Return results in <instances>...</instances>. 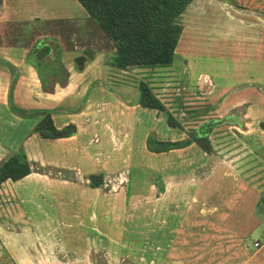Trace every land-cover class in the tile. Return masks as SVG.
Listing matches in <instances>:
<instances>
[{
  "label": "crops",
  "instance_id": "obj_1",
  "mask_svg": "<svg viewBox=\"0 0 264 264\" xmlns=\"http://www.w3.org/2000/svg\"><path fill=\"white\" fill-rule=\"evenodd\" d=\"M196 1L204 4L200 12L218 8L229 18L237 11L230 12V6L264 5L263 0H191L186 7ZM48 2H59L61 9H68L63 18L69 16L75 26L82 25L72 50H60L62 76L51 74L42 82L34 62L26 57L29 50H0V159L21 146L30 167L22 177L0 183L3 263L218 264L225 259L226 264H250L264 240L254 237L255 249L245 255L239 249L250 230V215L256 212L257 222L264 220V215L253 210L254 203L256 208L264 197L260 193L264 188L252 184L243 166L248 151L256 157L249 165L264 166V145L254 138L264 135L263 83L241 84L237 93L243 95H230V115H220L217 108L230 88L224 76L218 82L206 73L191 77L186 60L178 56L174 60L178 72L172 69L174 75L163 82L164 67L156 64L115 66L105 57L114 46L111 50L109 44L94 45L93 25L77 0H36V6L43 9ZM42 9H35L32 18L42 14ZM178 15L181 21L183 12ZM73 28L71 35H75ZM84 49H89L92 57L78 69L74 58ZM134 74L143 78L180 127L167 123L164 110L138 103L137 84L129 89L124 77ZM173 81V93L164 96ZM248 87L253 88L255 97L245 94ZM218 90V100H212ZM235 102L241 106L237 108ZM45 112L56 128L67 127L70 134L48 138L33 131ZM201 115L205 116L198 118ZM216 116L230 119V132L242 141L237 148L242 154L230 156V164L217 159L212 143L209 153L193 141L181 147L153 149L159 146L154 140L185 138L203 121H216ZM155 121L162 123L158 124L161 132ZM240 155L243 159L235 162ZM223 163L230 169L224 171ZM90 175L95 180L98 177L94 185ZM220 182L230 185V193L206 206L200 196L211 193L213 186L220 188ZM190 227H194L195 255L188 257ZM225 241L229 242L225 245ZM204 247L211 248L210 253L206 254ZM233 248L238 250L231 252ZM261 258L257 264H264Z\"/></svg>",
  "mask_w": 264,
  "mask_h": 264
},
{
  "label": "rangeland",
  "instance_id": "obj_2",
  "mask_svg": "<svg viewBox=\"0 0 264 264\" xmlns=\"http://www.w3.org/2000/svg\"><path fill=\"white\" fill-rule=\"evenodd\" d=\"M58 3L59 2H48L42 9L41 6H36V0H1L0 50H36L47 46L49 50H56L58 59L61 52L60 50H64L65 47L72 50L74 43H78L73 41H78L80 37V33H78V31H81L80 27H82V25L77 24V26H75L74 22L68 19L69 16L63 18V15L68 12V9L65 7L64 9H61V5H57ZM203 5L204 4L202 2L200 3V1H196V3H194V5H192L191 7L185 6L184 10L182 11L183 15L181 17V21H178L179 15H177L175 19L181 25V29L177 37L172 60L168 63L156 65L160 66L161 69L164 67L163 70L165 72L162 82L164 80H168L169 77L174 75L173 72H171L172 69H175L178 72V67H175L176 63L174 62L177 56L182 57V60H186V68L190 72L191 77L195 76L197 72H199V74L206 73L212 76V78L218 82L222 81L220 77L224 76L223 81L228 82V84H230V88L225 98L223 94L222 98L225 99V102L217 108V113H219L220 115L229 113L230 115V111L232 110V105H230L232 104L230 103V95L233 93L243 95L237 93L238 91H241L243 84H246L248 81H260L263 83L262 87H264V5H244L243 8H240L239 6L237 8L230 6V12H233L234 9L237 10L234 13L235 16H232V13H230V18L225 14L224 10L217 8L214 11L213 7H209L208 11L202 13L200 11L201 9H204ZM35 9H37L38 11L42 9L43 13L36 18H32V12ZM58 13H60V15H58ZM86 16L90 24L93 25L92 35L94 36H92L91 39L94 45L103 46L109 44L110 46H112L111 50H113L112 41L105 37V35L101 33V31H99L98 27L96 26V22L91 17H89L88 15ZM76 22L81 23L79 19H76ZM5 25H7L6 29L3 28ZM71 25L73 27H76L74 30L75 35L69 34L71 29L73 28ZM95 30H98L97 33L95 32ZM1 32H3V34ZM27 52L28 55L26 57L28 59L32 56V53L29 51ZM111 53L112 51L110 52L109 50H107L105 52V57L107 55L108 59H110ZM124 77L127 80L129 89L131 88V85L135 86L141 79H143L136 74L126 76L124 75ZM236 83L239 86L233 87V85ZM174 86H176V83L173 81V83L168 85L165 89L166 91L164 92V96L168 95V93L170 92L173 93L172 88H174ZM220 91L218 90L215 95L212 96V100L216 99V96L218 93H220ZM155 92L159 94L158 90H155ZM244 92L246 95L255 97L253 88L248 87ZM187 94L188 89L184 91V96H187ZM216 100H218V98ZM215 103L211 104L209 106V109L211 106L213 107ZM240 103L241 102H235L237 108H239L238 106H241ZM204 107L207 110V107ZM200 110H203V108H200ZM215 115L216 114H214V116ZM204 116L201 115L198 118H202ZM216 117L217 120L221 118V116ZM206 121L210 122L209 120ZM255 122L256 120L252 122V127L256 125ZM160 123V121L154 122L155 127L159 130L158 132H161L158 126V124ZM210 123L211 125L209 127L208 137L212 145L214 146L213 153L214 155H217L216 157L217 159H219V161L224 160L226 162H229L230 164V158L234 154H242V150L237 149L241 146L242 141H240V139L236 135H233L230 132V119L221 122ZM182 125L184 128L188 127V124L186 123H182ZM151 137L154 138L152 134ZM254 138L258 139V141H261V143L264 145V135L260 137L261 139L257 138V136ZM232 150H235V152ZM244 158H246V161L244 163L245 165L243 164V172H247L246 176L252 181V184H258L257 187H261V189L264 188V166L258 169L257 166L249 165L253 164L256 159V157L249 151L245 154ZM240 159H243V155L237 157V159H235V162H239ZM223 164H225L224 171L230 169L227 163ZM262 164H264V162H262ZM216 173L221 174V172L219 171H217ZM259 180H262L263 182H260ZM224 183H218V186H220V188L213 186V188L211 189L212 191H210L211 193L206 192L204 193V195L200 196V198L204 199V204L206 206L212 203L214 200H218V202H220L221 196L225 198V193L228 191L230 193V185L227 186ZM260 193L264 194V192L262 191ZM258 198H260L259 195L257 199ZM255 202H257V200ZM255 204L257 203H254V212L256 210L257 213L259 212L262 217V215H264V197H261V201L256 206V208ZM230 205H233V203H231ZM234 207L238 211L241 210V208H238V206ZM244 210L245 209H243V211ZM3 212L4 206H0V214H2ZM250 216V230L246 232L243 238L244 245L240 246L239 249L240 254L243 255L250 253L255 249L252 246V239L254 237L258 238L261 242L264 240V220L260 219V222H257L256 218H258V216L256 212L254 214H251ZM193 228L194 227L189 228L191 238L187 235L188 233L186 234V251L188 252V257L195 255V252L193 250ZM203 232L208 231L203 229ZM206 240L207 239H204V241ZM228 242L229 241H225L224 244L226 245ZM246 244L249 246L245 247ZM203 249L208 250L206 251V254L210 253L211 251V248L208 247H204ZM234 250L238 249L233 248L231 252H233ZM262 256H264V245L259 250L258 254L253 257L250 264L259 263V259ZM0 264H4L1 257ZM5 264L18 263L11 261L5 262ZM218 264H226V260L223 259L222 263L218 261Z\"/></svg>",
  "mask_w": 264,
  "mask_h": 264
},
{
  "label": "trees",
  "instance_id": "obj_3",
  "mask_svg": "<svg viewBox=\"0 0 264 264\" xmlns=\"http://www.w3.org/2000/svg\"><path fill=\"white\" fill-rule=\"evenodd\" d=\"M104 34L112 41L114 50L110 63L125 68L135 64H160L172 60L174 47L181 25L176 17L190 0H77ZM37 74L42 82L49 75L62 76L56 50L47 46L29 50ZM137 101L145 107H153L166 112V121L171 126L180 127L179 121L164 107L152 93L145 81L137 83ZM211 123H201L187 132V137L177 140H154L159 144L154 150L181 147L195 142L205 152L212 151L208 137ZM33 131L41 137L55 138L70 134L67 127L56 128L48 112H45L33 126ZM148 148L152 149L151 147ZM30 171L29 162L21 146L0 159V183L5 179L15 180ZM90 184L98 182L90 175Z\"/></svg>",
  "mask_w": 264,
  "mask_h": 264
},
{
  "label": "water",
  "instance_id": "obj_4",
  "mask_svg": "<svg viewBox=\"0 0 264 264\" xmlns=\"http://www.w3.org/2000/svg\"><path fill=\"white\" fill-rule=\"evenodd\" d=\"M91 57H92V54L89 51V49H84V50H82V52L79 55H77L74 58V63L78 69H81L84 62L87 61L88 59H90ZM224 120H225V118L221 117L220 119H218L216 121H213V120H210V121L216 123V122H221Z\"/></svg>",
  "mask_w": 264,
  "mask_h": 264
},
{
  "label": "built area",
  "instance_id": "obj_5",
  "mask_svg": "<svg viewBox=\"0 0 264 264\" xmlns=\"http://www.w3.org/2000/svg\"><path fill=\"white\" fill-rule=\"evenodd\" d=\"M253 244H254V245H257V244H258L257 240H254V241H253Z\"/></svg>",
  "mask_w": 264,
  "mask_h": 264
},
{
  "label": "flooded vegetation",
  "instance_id": "obj_6",
  "mask_svg": "<svg viewBox=\"0 0 264 264\" xmlns=\"http://www.w3.org/2000/svg\"><path fill=\"white\" fill-rule=\"evenodd\" d=\"M207 121H203L202 123H206ZM211 122V121H210ZM201 124V123H200Z\"/></svg>",
  "mask_w": 264,
  "mask_h": 264
}]
</instances>
